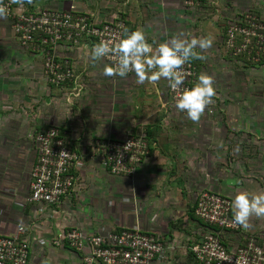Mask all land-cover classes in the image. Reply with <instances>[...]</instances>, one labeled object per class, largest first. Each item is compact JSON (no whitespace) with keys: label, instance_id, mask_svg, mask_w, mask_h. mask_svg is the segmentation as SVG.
<instances>
[{"label":"crops","instance_id":"0c3cea01","mask_svg":"<svg viewBox=\"0 0 264 264\" xmlns=\"http://www.w3.org/2000/svg\"><path fill=\"white\" fill-rule=\"evenodd\" d=\"M12 1L29 12H87L99 22L120 16L153 47L181 33L211 36L204 58L191 61L198 74L212 77L217 103L214 112L193 122L170 104L164 78L138 84L134 73L105 76L107 62L84 56L85 46L95 43L87 38L62 41L53 50L55 60L75 73L80 90L74 96L73 82L47 80L43 52L21 44L11 18L0 16V235L24 227L27 264H81L79 252L54 242L72 227L92 235L139 224L164 242V256L153 264H199L189 246L208 229L228 248L252 235L264 250V217H250L247 229L227 231L207 226L193 212L202 189L232 200L237 191L264 188V60L244 63L224 48L227 23L247 11L264 21V0H200L195 7L183 0ZM51 125L82 158L75 185L59 205L28 201L32 138ZM141 131L149 152L135 173L109 174L93 140ZM85 200L97 217L83 213Z\"/></svg>","mask_w":264,"mask_h":264},{"label":"built area","instance_id":"2783aa9c","mask_svg":"<svg viewBox=\"0 0 264 264\" xmlns=\"http://www.w3.org/2000/svg\"><path fill=\"white\" fill-rule=\"evenodd\" d=\"M189 7L198 6L200 0H183ZM7 9L5 16L12 20V28L23 45L34 44L43 52V72L55 85L73 82L74 96L80 86L72 68L56 61L54 48L62 41L77 43L82 38L99 42L115 43L123 35L125 21L116 16L102 22L96 21L87 12L72 9H40L31 11L15 6L12 0H0ZM224 48L232 57L244 63L259 64L264 60V21L251 11L229 22L224 37ZM109 65L116 62L114 56L101 58ZM184 74L182 87L191 86L198 74L196 65L187 61L181 66ZM130 74V73H129ZM180 89L168 85L170 104L175 106V97ZM216 98L204 112L215 111ZM203 112V113H204ZM34 163L30 172L28 201L39 204L59 205L72 191L77 169L81 166L80 153L71 149L59 128L51 125L36 133L33 138ZM94 152L100 155L104 168L113 176H128L135 173L137 164L149 152L144 131L129 134L124 138H96L92 142ZM231 200L214 190L202 189L193 208L197 219L217 230L237 231L239 225L232 221ZM19 225L8 235H0V264H27L29 245ZM55 243L65 244L79 252L81 264H153L164 256L165 245L160 235L141 228L139 224L85 235L77 227L62 232ZM199 264H264V250L254 236L244 238L235 247L228 248L211 229L189 246Z\"/></svg>","mask_w":264,"mask_h":264},{"label":"clouds","instance_id":"9594fccd","mask_svg":"<svg viewBox=\"0 0 264 264\" xmlns=\"http://www.w3.org/2000/svg\"><path fill=\"white\" fill-rule=\"evenodd\" d=\"M6 12L7 9L0 6V16ZM211 45V36L186 38L181 33L153 47L141 29L129 31L124 28L118 42L101 40L90 47L86 45L84 56L92 61L114 56L116 62L103 68V74L108 77H125L134 73L138 84L145 81L155 83L164 78L171 89H180L175 97V107L184 112L189 120L196 122L206 106L213 102V80L209 74L202 72L191 86L181 88L184 81L181 66L191 59H203L201 53ZM230 207L233 223L247 229L250 217H264V188L237 191Z\"/></svg>","mask_w":264,"mask_h":264},{"label":"rangeland","instance_id":"374dc122","mask_svg":"<svg viewBox=\"0 0 264 264\" xmlns=\"http://www.w3.org/2000/svg\"><path fill=\"white\" fill-rule=\"evenodd\" d=\"M229 25V23H227V25H226V28H227V26ZM225 33H226V29H225ZM227 55H229V53L227 52ZM230 56V55H229ZM103 190H104V188H103ZM104 201V200H103ZM92 202V201H91ZM83 203H84V205H85V207H84V209H83V213H86L88 216H90V217H95L96 216V209H95V207L94 206H92L91 204H90V202L88 201V200H85V201H83ZM86 203H88V205H86ZM96 213V214H95ZM97 217V216H96Z\"/></svg>","mask_w":264,"mask_h":264}]
</instances>
